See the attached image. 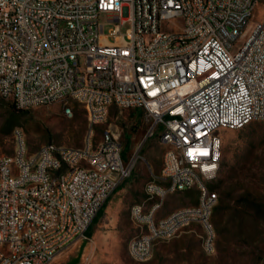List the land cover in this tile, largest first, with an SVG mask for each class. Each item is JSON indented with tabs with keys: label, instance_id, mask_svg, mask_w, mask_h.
<instances>
[{
	"label": "built area",
	"instance_id": "2783aa9c",
	"mask_svg": "<svg viewBox=\"0 0 264 264\" xmlns=\"http://www.w3.org/2000/svg\"><path fill=\"white\" fill-rule=\"evenodd\" d=\"M257 2L0 0V97L30 109L72 94L90 96L102 123L113 106L141 111L151 121L149 135L157 133L164 147L179 143V155L162 160L169 161V170L154 178L159 186L146 183V215H139L137 203L131 207L135 224L152 219L151 237L137 234L135 246H128L135 260L148 258L149 239L181 228L180 218L190 213L205 220L209 238L202 247L214 251L211 217L218 193L198 209L159 212L165 187L199 189L195 171L207 178L219 171L220 129L240 130L264 119V18L251 23ZM107 23L114 24L113 41L102 32ZM144 31H151L152 43L144 42ZM19 147L0 154V170L15 160L26 168L25 176L0 189V264H49L65 248L89 239L100 209L130 176L131 162L109 129L94 138L93 147L56 151L53 144L46 154L49 168L41 169L39 161L37 174H30V153L19 156ZM77 158H84L83 167H76ZM85 164H96V172L85 171ZM106 166H113V174H106ZM32 201L45 202L46 211L32 208ZM15 220H23L20 240L11 239ZM2 247H11V254L2 255Z\"/></svg>",
	"mask_w": 264,
	"mask_h": 264
},
{
	"label": "rangeland",
	"instance_id": "374dc122",
	"mask_svg": "<svg viewBox=\"0 0 264 264\" xmlns=\"http://www.w3.org/2000/svg\"><path fill=\"white\" fill-rule=\"evenodd\" d=\"M263 18L264 0H258L251 23ZM106 20V15L101 14L100 21ZM129 27V23L122 25L121 33L125 34ZM113 28V23H107L102 30L111 41ZM66 105L72 109L69 114L65 112ZM150 126L151 121L140 111L113 106L106 121L94 127L97 140L107 129L119 135L123 155L131 162V174L90 226L93 233L89 239L65 248L49 264H264V119L240 130L218 131L222 137V159L216 178L209 182L219 194L211 217L214 251L206 253L202 247L204 226L191 222L174 237L156 241L145 260L130 256L129 242L139 234L131 207L146 199V183L159 176L167 148L157 133L148 134ZM89 129L86 108L74 99L18 109L12 101L0 97V154L15 152L16 130L22 133L28 152L34 153L48 143L81 147ZM198 201L196 187L170 193L159 216Z\"/></svg>",
	"mask_w": 264,
	"mask_h": 264
},
{
	"label": "bare ground",
	"instance_id": "6f19581e",
	"mask_svg": "<svg viewBox=\"0 0 264 264\" xmlns=\"http://www.w3.org/2000/svg\"><path fill=\"white\" fill-rule=\"evenodd\" d=\"M88 3H95V0H88ZM144 42L145 43H152V34L151 31H144ZM69 99H74L79 103L83 104L86 108L90 129L87 135V139L85 141V147H93L94 141V127L102 124V119H95V105H93V100L90 96L82 95V94H72ZM69 99L65 98H57L56 101H65L67 102ZM68 109H71L70 106H65V112L68 113ZM111 108H108L104 114L103 123L106 121L107 116L109 114ZM93 123V126H92ZM22 133L19 130L15 131V136L17 140V146L19 147V156H27L28 150L24 141V138H20ZM53 144L55 143H48L42 145V152H39V149L34 152L30 153V174H37V165L39 161L41 162V169H48L49 168V161H46V154L51 152ZM167 148L163 154L164 159H171L173 155H179V143H167ZM63 145L55 144L56 151H64ZM84 166V158H77L76 159V167H83ZM169 170V161H163L161 171H168ZM85 171L89 172H96V164H85ZM106 174H113V166H106ZM218 172H215L210 178H207V173L202 171H195V180L200 182L203 187L198 189L199 191V201L196 205H192L191 209H198L202 206L203 202H205L209 194H215L216 191L212 190L209 186V182L214 180L217 176ZM26 175V168H23V160H15L14 165H7V167L2 168L0 170V189L5 188L6 181H15L18 176H25ZM160 176V174H159ZM158 176V177H159ZM151 186H159V179L151 180ZM194 187H165V195L168 196L170 193H174L177 191H185L187 189H191ZM219 194H215V201H218ZM139 209V215H146V206L149 204V194H146V199L141 202L137 203ZM152 205H159V198H152ZM32 208H38V211H46V204L45 202L39 201H32ZM187 207H183L180 209H184ZM177 210L173 211L170 214H173ZM135 222V221H134ZM191 222H199L205 228V235L203 238H209V228L205 226V220L200 219V213H190V218H180V227L188 225ZM136 225L139 230L138 239H145L146 237H151V228H152V219H144V221H136ZM181 228H175V230L171 232H159V236H153L149 239V246L147 250V257H149L152 253L153 246L156 241L161 239H169L174 237ZM211 232L212 235L215 236V232L213 226L211 224ZM28 237H35V230H28ZM23 238V220H15L14 222V230L11 232V239L12 240H20ZM128 246H135V238H132L129 242ZM206 252V247H203ZM128 251L130 256L132 257V253L130 248L128 247ZM11 254V247H2V255H10ZM145 260V259H142ZM7 264H16V260H8Z\"/></svg>",
	"mask_w": 264,
	"mask_h": 264
},
{
	"label": "trees",
	"instance_id": "16d2710c",
	"mask_svg": "<svg viewBox=\"0 0 264 264\" xmlns=\"http://www.w3.org/2000/svg\"><path fill=\"white\" fill-rule=\"evenodd\" d=\"M18 108V107H17ZM18 109H21V108H18ZM140 114H142V112L140 111ZM107 203V202H106ZM106 203L103 205V207L100 209V211H99V213L97 214V216L95 217V219H94V221L96 222L97 220H98V218H100V216L104 213V209H105V207H106ZM93 221V222H94ZM92 229H91V227L89 228V230H88V235L90 236V235H92Z\"/></svg>",
	"mask_w": 264,
	"mask_h": 264
}]
</instances>
